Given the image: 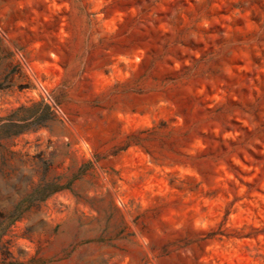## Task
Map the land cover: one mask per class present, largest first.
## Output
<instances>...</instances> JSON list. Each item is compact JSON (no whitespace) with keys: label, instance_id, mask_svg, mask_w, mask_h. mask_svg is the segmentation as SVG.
I'll use <instances>...</instances> for the list:
<instances>
[{"label":"rangeland","instance_id":"rangeland-1","mask_svg":"<svg viewBox=\"0 0 264 264\" xmlns=\"http://www.w3.org/2000/svg\"><path fill=\"white\" fill-rule=\"evenodd\" d=\"M0 264H264V0H0Z\"/></svg>","mask_w":264,"mask_h":264},{"label":"trees","instance_id":"trees-1","mask_svg":"<svg viewBox=\"0 0 264 264\" xmlns=\"http://www.w3.org/2000/svg\"><path fill=\"white\" fill-rule=\"evenodd\" d=\"M16 218H18V216Z\"/></svg>","mask_w":264,"mask_h":264}]
</instances>
